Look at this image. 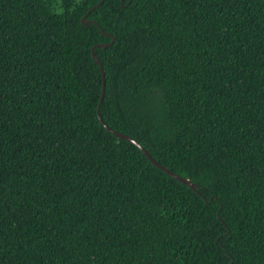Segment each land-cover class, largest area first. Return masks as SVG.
Wrapping results in <instances>:
<instances>
[{
    "label": "trees",
    "instance_id": "1",
    "mask_svg": "<svg viewBox=\"0 0 264 264\" xmlns=\"http://www.w3.org/2000/svg\"><path fill=\"white\" fill-rule=\"evenodd\" d=\"M101 1L0 0V264H264V0Z\"/></svg>",
    "mask_w": 264,
    "mask_h": 264
},
{
    "label": "water",
    "instance_id": "2",
    "mask_svg": "<svg viewBox=\"0 0 264 264\" xmlns=\"http://www.w3.org/2000/svg\"><path fill=\"white\" fill-rule=\"evenodd\" d=\"M105 0H102L97 6L99 7ZM82 23L86 26L89 25V21L86 20V17H83L82 18ZM96 24V23H95ZM115 40L113 39L112 40V43L114 42ZM110 44H104V45H101L103 48H107ZM93 55L95 57V59L97 60V62L100 64V67L102 69V72H103V79H104V90H103V94H102V99H101V102L103 101V96H104V93H105V85H106V81H105V73H104V68H103V65L102 63L100 62V59L99 57H97L94 53V49H93ZM99 117H100V120L102 121V123L105 125V127L110 130L111 132H113L116 136L122 138V139H126L128 141H130L131 143L137 145L143 152L145 155H147V157L150 159V161L155 165L157 166L159 169L163 170L164 172H166L167 174H169L170 176L174 177L175 179L179 180L180 182L182 183H185L186 185L190 186L192 189H197V185H195L194 183H192L191 181L189 180H186L184 178H182L181 176L175 174L174 172L170 171L169 169L165 168L164 166H162L160 163H158L149 153L148 151L140 144L138 143L136 140H134L133 138L125 135V134H122V133H118V132H115L114 130H112L105 122L104 120L102 119L101 115H100V111H99Z\"/></svg>",
    "mask_w": 264,
    "mask_h": 264
}]
</instances>
